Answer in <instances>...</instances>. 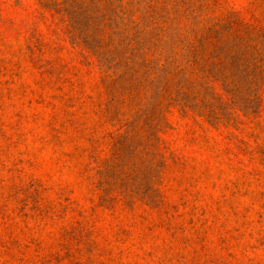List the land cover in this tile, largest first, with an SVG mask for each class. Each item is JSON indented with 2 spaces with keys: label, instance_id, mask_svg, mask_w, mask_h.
Masks as SVG:
<instances>
[{
  "label": "rangeland",
  "instance_id": "rangeland-1",
  "mask_svg": "<svg viewBox=\"0 0 264 264\" xmlns=\"http://www.w3.org/2000/svg\"><path fill=\"white\" fill-rule=\"evenodd\" d=\"M143 2L158 76L0 0V264H264V0Z\"/></svg>",
  "mask_w": 264,
  "mask_h": 264
},
{
  "label": "trees",
  "instance_id": "trees-1",
  "mask_svg": "<svg viewBox=\"0 0 264 264\" xmlns=\"http://www.w3.org/2000/svg\"><path fill=\"white\" fill-rule=\"evenodd\" d=\"M45 5L55 7L67 16L74 41H80L88 47L96 46L99 35L107 29L111 37L118 39L121 52L129 54V61L148 66L150 70L155 69L156 73L163 71L145 58L149 51H164V43L168 41H164L168 36L166 28L150 26L159 18L152 4H144L143 0H45ZM204 41L205 37L199 39L194 54ZM168 59L169 56L165 58L163 69L168 68L165 67ZM162 83L158 82L156 76L151 81L156 87ZM154 108L155 104L146 112V123L150 128L154 127Z\"/></svg>",
  "mask_w": 264,
  "mask_h": 264
}]
</instances>
